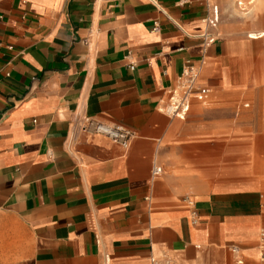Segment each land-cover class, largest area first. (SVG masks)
<instances>
[{"label": "crops", "instance_id": "crops-1", "mask_svg": "<svg viewBox=\"0 0 264 264\" xmlns=\"http://www.w3.org/2000/svg\"><path fill=\"white\" fill-rule=\"evenodd\" d=\"M156 1L0 0V264H234L230 246L264 264V193L240 175L235 110L264 98L240 62L244 34L264 29L221 23L203 47L210 0ZM259 1L248 18L223 10L252 21ZM186 60L203 61L209 94L181 119L162 107ZM86 117L132 129L130 146L83 132Z\"/></svg>", "mask_w": 264, "mask_h": 264}, {"label": "built area", "instance_id": "built-area-1", "mask_svg": "<svg viewBox=\"0 0 264 264\" xmlns=\"http://www.w3.org/2000/svg\"><path fill=\"white\" fill-rule=\"evenodd\" d=\"M159 7L156 0H149ZM244 11H248L245 7ZM220 20V10L218 5H212L210 11L203 18L204 28L198 35L202 41L203 47H208L217 38V29ZM153 30H158V22H153ZM86 41V39H85ZM203 61L199 64H193L186 60L180 74L176 78L175 85L168 88L167 97L162 109L169 115L183 119L188 113L192 100L204 102L209 94V88L200 83V72ZM133 67V63L130 64ZM81 130L87 134H99L106 136L113 142L127 149L134 132L127 126L119 123L104 122L95 118L86 117L81 124ZM162 172L161 168L154 166L152 175L157 176ZM190 207V217L193 224L197 222V212L194 207V201L186 199ZM259 259L264 261V227L259 230L258 234ZM230 251L234 255V264H245V260L240 252L239 247L230 246ZM151 264H180L173 257L163 254L160 257H150Z\"/></svg>", "mask_w": 264, "mask_h": 264}, {"label": "rangeland", "instance_id": "rangeland-1", "mask_svg": "<svg viewBox=\"0 0 264 264\" xmlns=\"http://www.w3.org/2000/svg\"><path fill=\"white\" fill-rule=\"evenodd\" d=\"M210 3L217 4L220 10V24L241 25L242 31L261 30L264 29V7L257 10V15L252 21L242 22L239 20H231L227 17L223 10L224 0H210ZM250 8V7H249ZM246 47L244 52L255 55L260 58V63L256 66L252 63L249 56L244 55L241 59L243 66V75L246 81H254L259 74L264 75V37L258 39H249L244 34ZM248 104V106H245ZM240 117V126L244 130L240 137V175L254 178L260 184L262 193H264V98L254 103L253 100L243 94L239 103L236 105ZM254 128V131H253ZM258 135L256 144L253 135ZM259 157L262 161L261 167L255 164L254 157ZM259 165V163H258Z\"/></svg>", "mask_w": 264, "mask_h": 264}, {"label": "bare ground", "instance_id": "bare-ground-1", "mask_svg": "<svg viewBox=\"0 0 264 264\" xmlns=\"http://www.w3.org/2000/svg\"><path fill=\"white\" fill-rule=\"evenodd\" d=\"M258 1L259 0H226V4H225V8L224 9H225V12H227L230 17L248 18V17H250L253 14V11H254V8H252L253 4H255ZM238 4H240V6H238ZM250 6H252V7H250ZM245 7L248 8V11H246V12L244 11L243 12L242 10ZM250 36L252 38H255L256 34L251 33Z\"/></svg>", "mask_w": 264, "mask_h": 264}]
</instances>
